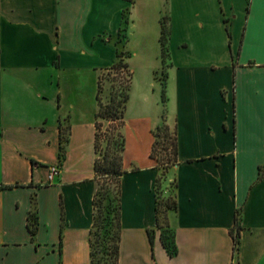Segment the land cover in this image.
Masks as SVG:
<instances>
[{
  "label": "crops",
  "instance_id": "0c3cea01",
  "mask_svg": "<svg viewBox=\"0 0 264 264\" xmlns=\"http://www.w3.org/2000/svg\"><path fill=\"white\" fill-rule=\"evenodd\" d=\"M137 23L159 44L151 75L165 67L163 104L174 118L176 252L156 221L160 169L150 152L161 112L152 106L122 127L117 264H264V0H0V264H90L98 104L95 95L85 113L81 92L59 83L84 70L91 48L111 54L88 65L97 83Z\"/></svg>",
  "mask_w": 264,
  "mask_h": 264
},
{
  "label": "rangeland",
  "instance_id": "374dc122",
  "mask_svg": "<svg viewBox=\"0 0 264 264\" xmlns=\"http://www.w3.org/2000/svg\"><path fill=\"white\" fill-rule=\"evenodd\" d=\"M164 26L167 30L166 19ZM129 41L124 46L118 45L120 54H124L126 60L133 70V77L128 91V100L124 110V120L132 119L138 115L141 109L154 108V111L160 113L159 122L154 127L156 133L157 152L161 155H171L172 138L174 135V118L166 114V108L161 98V89L163 80L165 79V67L155 70L153 79L151 70L159 66V60L156 56L159 44L156 43L154 37L150 35V29L144 28L142 24H136L128 30ZM166 34L164 35V38ZM105 48L104 50H107ZM111 54L102 51L99 54L95 49L89 50L88 58L84 61V70L78 73L66 74L60 78L59 86L69 88V91L77 90L81 92L82 108L85 113L92 114L96 107V74L88 69V65L97 67L103 66L110 61ZM165 61V60H164ZM102 91L101 101L107 104L111 98L118 100L119 94L124 93V84L126 72L116 69L105 70L102 73ZM154 86L153 95L149 85ZM150 86V87H151ZM73 97H76L73 94ZM99 125V151L102 154L106 148L107 137L118 131L117 124L119 120L111 121L106 116L98 118ZM159 127V128H158ZM174 165H168L164 176L158 184V194L160 197H172L174 181L172 180L171 170ZM102 182V181H100ZM100 200V215L98 226L93 228L91 239L93 242V262L94 264H112L111 247L112 239L116 231V207L118 199V182L114 178H107L103 182L98 197ZM163 234L169 239V229L163 227ZM114 242V241H113Z\"/></svg>",
  "mask_w": 264,
  "mask_h": 264
},
{
  "label": "trees",
  "instance_id": "16d2710c",
  "mask_svg": "<svg viewBox=\"0 0 264 264\" xmlns=\"http://www.w3.org/2000/svg\"><path fill=\"white\" fill-rule=\"evenodd\" d=\"M131 1V0H128ZM166 34V37L164 38V35ZM166 38H167V30L164 26V19L161 21V31H160V44H161V57L164 61L166 52H167V46H166ZM116 61L113 62L109 67L105 68V70L109 69H116L119 71L124 70L126 72L125 77V86H124V93L119 94L120 98L118 100H114V98H111L110 101L107 104H103L101 101V91H102V82L101 77L103 71L98 75L97 77V83H96V100L98 104V109L95 113V132H94V149H95V159L93 164L94 169V177L96 181V189L94 193L93 198V206H94V218H93V225L90 233H93V228L98 226L99 222V215H100V200L98 197V194L100 192V189L103 185V182L106 181L107 178H114L118 182V199H117V207H116V231L114 234V239H112V247H111V256H112V264L118 263V250H119V240H120V198H119V184H120V178L124 174V169L122 168V155L124 150V136L122 133V127L124 125V110L126 107V101L128 100V91L130 88L131 80L133 77V70L130 68L129 64L126 60H124V54H120V52L116 53ZM161 98L162 101H164L163 96V87L161 92ZM107 117L111 121L119 120V123L117 124V127L119 128L118 131L115 134H111L107 137V143L106 148L101 154L99 151V123L98 118L99 117ZM68 127L60 128V156L63 155V145L67 141V133H68ZM159 128V127H158ZM153 134L155 136L150 156L155 159L157 163V167L161 170V168L166 172V167L168 165H174L177 162V139H176V131L174 126V135L172 138V151L171 155H160L157 152V143L159 142L156 138V133L153 131ZM164 176V172L160 171V174L158 175L156 179L155 184V212H156V221H157V227L160 229V239L163 244V246L166 248L167 252L172 255L176 252V247L173 242V233L171 229L169 228V221H168V212L171 210H175L177 207L176 199L174 195L170 198H164L160 197L157 191L158 184L162 180ZM102 181V182H100ZM175 185V183H174ZM237 220L238 215L236 216V228L234 231H231L233 236V248L234 250L238 248L239 243V226H237ZM27 226L31 233H35L36 231V225H35V218L33 214L29 215ZM163 227L169 229V239L167 236L163 234ZM91 234L89 238V245H90V264H94L93 262V249H92V239ZM149 240L152 243L153 242V233L151 231H148ZM114 241V242H113Z\"/></svg>",
  "mask_w": 264,
  "mask_h": 264
},
{
  "label": "built area",
  "instance_id": "2783aa9c",
  "mask_svg": "<svg viewBox=\"0 0 264 264\" xmlns=\"http://www.w3.org/2000/svg\"><path fill=\"white\" fill-rule=\"evenodd\" d=\"M60 173V164H51L48 166V172H47V179L49 182H52L55 177H57ZM236 253V249L234 250ZM231 264H237L236 260L233 259Z\"/></svg>",
  "mask_w": 264,
  "mask_h": 264
}]
</instances>
